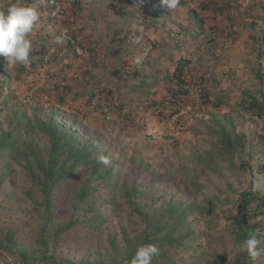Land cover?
<instances>
[{
    "label": "trees",
    "instance_id": "1",
    "mask_svg": "<svg viewBox=\"0 0 264 264\" xmlns=\"http://www.w3.org/2000/svg\"><path fill=\"white\" fill-rule=\"evenodd\" d=\"M82 1L0 0V10L6 11L10 4H35L40 13L39 19L47 16L49 23L55 21L57 24L68 6L80 9ZM147 1L140 3L142 7ZM157 1L154 0L153 4ZM257 2L258 7L264 10V0ZM59 3H62L61 10H58ZM185 5L184 0H179L175 9L167 10L164 14L174 16ZM254 7L251 5L245 13L250 19L249 26L253 29L251 39L258 47L260 60L264 56V15L256 13ZM202 9L212 11L217 20L224 18L231 27L235 22L230 13L233 8L229 0H208ZM186 16V22L179 19L175 23L177 31L172 24L174 34L171 30L167 34L170 44L166 42V45H171L180 55L172 76L167 71L164 74L167 82L174 80V87L167 92L165 99L175 102L187 96L185 75L194 73L195 62L199 61L203 65L204 58L209 55L218 60L215 37L209 40L200 37V33L206 29L203 16L195 9H188ZM39 31L36 23L29 39L33 50L40 49V52L37 51L36 55L32 51L29 63L10 66L7 59L0 56V193L10 174L8 168L11 164L17 165L31 183L26 195L31 200L30 213L39 221L35 239L30 243H25L21 238V227L0 225V264H130L137 248L149 243L159 249L152 264H184V260L176 257L177 253L182 252L193 253L191 264H196L199 259L201 264H251L246 253L237 252V244L255 235L264 247V194L253 189V184L264 178V163L259 161L264 156V129L255 142L246 133L237 132L232 124L230 127L222 124L224 116L214 115L213 126L209 130L217 137L219 155L229 159L238 175L249 176L244 189L237 193L236 189L227 185L226 193L231 194V198L227 197L223 201L219 197L205 198L199 201V192L193 180L190 183L193 191L191 202L171 199L165 206L155 208L160 200L156 198L158 190L152 180L145 176L150 174L149 161H137L130 156L129 168L123 170L122 160L118 162L110 156L114 149L112 140L104 139V135L96 129L91 131L88 126H83L77 115L69 116L59 110L66 103L68 94H57L60 90L56 91L55 88L59 89V84H53L52 87V92L57 95L52 108L47 109L38 100L21 104L18 101L13 82L28 76L31 69L46 66L45 63L49 61L45 60L47 50L57 44L51 33L42 37ZM57 32L56 36L61 37ZM236 35L234 31L225 32L227 37L234 38ZM185 36L189 39L185 40ZM74 38L76 40L75 35ZM64 42L68 43L70 52L73 50L71 53L75 54L72 47L75 48L77 44ZM77 47L83 48L84 45L78 42ZM257 77L258 88L241 89L242 99L237 102V107L253 118L257 116L264 120V72L258 73ZM30 86H33L32 83L29 89ZM62 89L68 90L65 86ZM95 90L94 87L89 93L87 102L94 104L97 100L96 108L99 107L107 119L112 113L110 102L113 103L115 99L106 100L102 97L108 93L106 89ZM11 99L17 102L10 103ZM113 104L118 110L123 107V104ZM3 112L4 116L1 114ZM42 138L48 147L40 145ZM101 155L109 159L108 165L98 162ZM255 161L260 164L254 166ZM149 176H155V173ZM226 205L229 206L224 208ZM61 206H68L72 211L66 224L55 222L57 217L54 214ZM218 212L223 219L216 221L212 217H216ZM194 215L195 218L189 221ZM204 217L208 218L206 228L196 232L193 223L200 224ZM222 220L229 224L223 226L216 240L221 252L212 246L209 231L219 229ZM80 230L90 232L89 239L105 235L106 244L99 245L95 252L85 246L79 254L62 250L60 241L68 242L72 231ZM227 249L233 254L232 258L226 255ZM199 251L201 253L195 256ZM257 264H264V256Z\"/></svg>",
    "mask_w": 264,
    "mask_h": 264
},
{
    "label": "rangeland",
    "instance_id": "2",
    "mask_svg": "<svg viewBox=\"0 0 264 264\" xmlns=\"http://www.w3.org/2000/svg\"><path fill=\"white\" fill-rule=\"evenodd\" d=\"M142 1L83 0L80 9L68 6L57 24L55 21L49 23L47 16L39 19L37 25L42 37L51 33L55 41L60 37L56 36L57 31L61 35L63 29L67 30L72 39L76 36V40L73 39L75 44L80 42L84 45L81 48L82 56L72 54L73 50L70 52L67 42L56 44L47 50L45 60L49 61L45 63L46 66L31 69L28 76L13 82L15 95L20 104L31 97L30 101L38 100L49 109L56 104L53 84H59V89L55 88L56 91L60 90L57 94L68 93L66 103L59 110L69 116L77 115L83 126H88L91 131L96 129L104 135V139L112 140L114 149L110 156L118 162L122 160L123 170H128L130 156L137 161H149L148 172H154L155 176H145L152 180L158 190L156 198L160 200L155 208L165 206L171 199L191 202L193 191L190 183L193 180L197 185L199 201L205 198L219 197L222 201L231 198L232 195L226 193V186L230 185L237 193L241 192L249 176L238 175L229 159L219 155L217 137L209 128L213 126L212 118L215 115L224 116L222 124L228 127L232 124L237 132L246 133L255 142L263 132L264 120L245 113L237 107V102L242 99L241 89L258 88L257 75L264 72V56L259 60L258 47L251 39L253 29L249 26L250 19L245 11L251 5L255 6L254 11L258 14L264 15V10L258 7L257 0H229L233 8L230 13L235 19L231 27L224 18L217 20L212 11L202 9L208 0H184L186 5L171 17L164 14L167 10L161 9L159 4H153L154 0L144 2V7L140 4ZM188 9H195L203 16L206 29L200 33V37L207 40L215 37L218 60L209 55L204 58L203 65L199 61L194 63L193 74L185 75L204 79V96L188 94L179 101H169L165 98L167 92L173 89L174 80L167 82L164 74L167 71L172 76L180 55L171 45H166V42L170 44L167 34L169 30L174 34L177 29L175 23L179 19L186 22ZM164 18L168 20L164 21ZM172 24L175 30H172ZM226 31H234L237 35L227 37ZM188 39L185 36V40ZM151 42L156 44L152 51L148 48ZM77 45L72 47L75 52L80 48ZM37 51L40 52V49H34L33 54L37 55ZM136 57L142 60L139 66L134 63ZM31 83L33 86L29 89ZM63 86L68 90L62 89ZM94 87L97 92L106 89L108 93L102 97L115 99L113 103L123 104V107L115 109L110 102L112 113L105 119L100 108L95 106L97 100L94 104L87 102ZM9 102L14 104L17 101L11 99ZM175 110L181 111L176 114ZM1 114L4 116L5 113ZM40 145L48 147L44 138ZM259 161L264 163V156ZM259 164L258 161L254 162V166ZM8 169L10 174L0 193V225L21 227V238L25 243H30L35 239L39 226V221L30 213L31 200L26 195L31 183L17 165L11 164ZM54 216L57 217V224H66L72 211L68 206H61ZM214 218L219 221L223 216L218 212ZM207 220L204 217L200 224L193 223L196 232L206 228ZM222 221L219 229L209 231L212 246L221 252L216 240L228 223ZM88 234L91 233L85 230L72 231L68 242L60 241V248L79 254L83 246L95 252L99 245L106 244L105 235L89 239ZM229 251L227 249L226 255L232 258L233 254ZM200 253L196 252L195 256ZM192 255V252H182L177 253L176 257L184 260V264H191ZM196 264H201L200 259L196 260Z\"/></svg>",
    "mask_w": 264,
    "mask_h": 264
},
{
    "label": "clouds",
    "instance_id": "3",
    "mask_svg": "<svg viewBox=\"0 0 264 264\" xmlns=\"http://www.w3.org/2000/svg\"><path fill=\"white\" fill-rule=\"evenodd\" d=\"M178 3L179 0H158L156 4H159L163 10H170L175 9ZM39 17L40 13L35 4L29 6L10 4L6 11L0 10V56L7 59L8 65L29 63L30 53L33 51L29 35L33 31ZM64 32L70 37L69 39L63 37ZM64 40L75 44L72 35H70L67 30L63 29L61 37H57L55 43L63 44ZM154 44L155 42L149 44L148 48L150 51L153 50ZM79 51L81 54H78ZM75 55L82 56L81 48L77 49ZM134 63L138 66L141 65V58L136 57ZM188 94L189 92L187 91V95ZM203 94L204 90L202 95L198 97L204 96ZM27 102H30V100ZM180 111L181 110H175L174 113L178 114ZM98 162L104 165L110 163L109 159L103 155L98 157ZM253 189L264 194V181L257 180L253 184ZM261 244L262 241L260 239L255 235H250L247 239L238 242L237 252L246 253L251 264H257L261 257L264 256V247H262ZM158 254L159 249L156 245L151 243L141 245L137 248L130 264H152L153 258Z\"/></svg>",
    "mask_w": 264,
    "mask_h": 264
},
{
    "label": "built area",
    "instance_id": "4",
    "mask_svg": "<svg viewBox=\"0 0 264 264\" xmlns=\"http://www.w3.org/2000/svg\"><path fill=\"white\" fill-rule=\"evenodd\" d=\"M62 3L73 0H60ZM62 3L58 4V10H61ZM63 37L69 39L70 37L67 36V33L64 32ZM78 54H81L79 51ZM185 89L189 92V94H196L197 96H201L203 93V82L201 78H197L194 76H185Z\"/></svg>",
    "mask_w": 264,
    "mask_h": 264
}]
</instances>
